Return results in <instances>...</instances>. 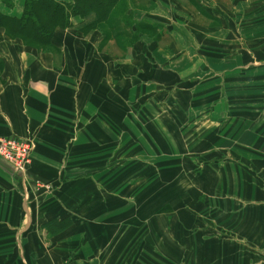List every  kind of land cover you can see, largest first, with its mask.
<instances>
[{
	"label": "crops",
	"instance_id": "1",
	"mask_svg": "<svg viewBox=\"0 0 264 264\" xmlns=\"http://www.w3.org/2000/svg\"><path fill=\"white\" fill-rule=\"evenodd\" d=\"M187 2L193 10L187 9L180 0H149V4L143 2L137 9L128 6L126 17L130 24L151 21L155 26L154 30L148 27L147 34L142 33L138 38L136 27L130 28V41L135 38L137 43L129 44L130 49L124 51L128 58L109 54L116 52L110 49V44L108 51L100 50L102 33L93 31L86 36L78 29L81 22L78 17H71L72 27L57 28L50 46L40 50L10 39L0 30V138L27 139L33 145L26 177L17 176L0 158V264L149 263L145 258L146 248L141 247L149 238L143 237L146 231L140 226L143 208L126 207L122 211L101 208L99 195L105 197L106 194L101 190L100 172L92 171V175L85 176L84 171L100 170L106 154L108 170H111L114 164L117 166V153L129 151L123 139L132 134L126 135L125 127L132 122L134 103L144 106L142 110L149 104L148 96L141 89L144 82L147 88V75L155 72V65L161 68L168 60L170 64L167 62L166 68L170 71L167 72L175 79L174 87L179 89H185L186 82L204 83L207 89L204 80L213 73L219 75L221 81L238 76L243 66L225 64L226 57L224 64L213 66L209 60L203 62L200 56L195 59L194 52H181V40H194L196 54L208 49L213 52L203 45L199 34L215 39L220 52H228L229 38L234 35L228 31L230 26L234 27V19L229 18L234 13L231 4L228 7L204 0ZM250 2L248 5V0H230L239 11L249 7L248 12H251L255 6L262 5V0ZM23 6L24 0H0V11L10 16L20 17ZM172 6L173 12L183 17L184 31H188L177 30L175 34L172 27L170 32L166 31L165 25L178 24L168 18L167 11ZM157 10L158 15L154 14ZM238 14L235 17H243L246 12ZM196 16L203 20H195ZM163 31L166 38L169 37L166 45L169 49L160 45ZM159 52H181L180 59L172 62L169 55L162 59ZM149 53L156 59L154 65L149 63ZM204 54L207 56V52ZM236 84L237 88V79ZM156 88L165 97L166 91L162 89L167 88L166 83L160 82ZM218 88L223 94L225 85ZM133 94L138 95L137 99L132 100ZM209 94L197 97L195 104H209L216 98ZM237 97L238 105L245 103V97L238 93ZM220 101L226 104L227 96H222ZM238 111L241 115L246 113L243 108ZM245 120L240 118V121ZM177 132L184 133V130H169L167 136L174 137ZM162 133L158 140L171 144L168 139L164 141L165 129ZM89 148L92 159L85 162L84 153ZM74 169L77 171L73 172ZM109 189L111 187L107 197L113 196L116 200V189L111 193ZM191 189L171 196L169 201L172 202L167 206L164 203L158 214L187 226L193 225L190 220L186 222L185 217H189L206 231L204 218L194 209L202 197L191 194ZM124 192L127 194L128 190L125 188ZM236 199L242 204L236 213L232 212L238 221L237 228L233 225L235 234L228 230L229 234L236 235L225 241L233 242L227 248L228 255H231L230 248L235 247V264H264V183L253 188L250 198ZM133 213L139 216L138 224L133 223ZM158 236V248L161 244L164 248V234L158 233ZM185 247L195 248L196 244ZM118 249L125 250V255H117ZM195 260L197 262V258ZM211 262L218 263V260L211 256L204 259V264ZM227 262L231 263L229 258ZM220 263L226 264L222 260Z\"/></svg>",
	"mask_w": 264,
	"mask_h": 264
},
{
	"label": "rangeland",
	"instance_id": "2",
	"mask_svg": "<svg viewBox=\"0 0 264 264\" xmlns=\"http://www.w3.org/2000/svg\"><path fill=\"white\" fill-rule=\"evenodd\" d=\"M180 1L187 9H192L187 0ZM204 1L228 7L231 4L234 9V13L229 14L231 16L229 18L234 19V27L228 28L229 32L234 33L233 36L230 34L232 38H229L230 46H227L229 51L220 52L215 39L205 38L199 34L203 45L212 48L213 52L208 49L202 50L203 54L199 52L196 54L194 40H181V52H194L195 59L200 56L204 59L203 62L209 60L213 66L224 64L226 57L225 64L238 63L243 66L239 69L238 76L235 75L233 80L221 81V77L213 73V76L204 80L209 87L207 89L204 88V83L191 82L185 83V89H179L174 87L175 79L167 72L170 71L166 68L169 61L166 60L161 68L155 65V72L147 75L149 79L147 88L144 82L141 89V92L148 96L149 104L145 110H142L144 106L139 107L134 103L132 122L125 127L126 135L132 134V137L123 139L124 144H127L124 146L129 151L118 152L117 166L114 164L111 170H107L109 168L102 170L103 174L100 177L101 190L106 194L105 197L99 195L101 208L117 211H122L121 209L126 207L143 208L144 215L140 226L146 231L143 232V237L149 238L141 247L146 248L145 258H148V264H203L204 259L210 256L213 260H218V263L210 264H221L220 260L228 264V258L230 264H235L237 250L235 247L230 248L231 255H228L227 248L233 242L228 244L225 241L236 236L228 233V230L233 234L236 233L233 225L237 228L238 218L235 213L242 204L236 198L244 196L250 198L253 188L260 182L264 183V176H261L264 174V0L260 7L255 6L251 12H248L249 7L241 9V12H246L243 17H235L241 12L238 8H234L230 0ZM126 2H124L126 7L123 4L118 5L111 16L103 21L101 28H95L84 34L89 36L93 31H99L102 33L100 50L108 51L107 45L110 44L112 47L110 49H115L116 52H108L109 54L128 58V54L124 51L129 50V44L137 43V40L134 38L130 41L131 26L126 19L127 8L130 6L134 9L132 6H135L137 9L143 2L147 4L149 0ZM250 3L248 0V5ZM9 12L17 14L12 10ZM158 12L157 10L154 14L158 15ZM167 13L168 18H173L178 23L165 25L167 32L172 28L175 29V34L177 30L188 31H184L186 25L183 17L179 18V14L173 12V6ZM194 19L199 20L202 17L196 16ZM114 20L115 27L111 30ZM153 23L151 21L143 24L135 23L134 25H138L137 38L142 33L147 34L148 27L154 30ZM131 25L133 27V24ZM118 26L119 30L116 28ZM117 32L121 34H116ZM163 32L160 33L159 39L162 47L170 42L169 37L165 36L166 32ZM152 34L155 35L154 31ZM262 47L263 49H260ZM164 48L169 49L167 46ZM37 49L40 50L39 47ZM181 52H159V57L163 59V56L169 55L173 62L180 59ZM204 52H207V56ZM217 55L222 56V59ZM149 61L152 65L156 63L152 53H149ZM163 72L166 73L163 75ZM236 79L239 83L237 88ZM160 82L166 83L167 88L162 89L166 91L165 97H162L156 88ZM221 85H225L223 94L218 88ZM136 89L138 88L134 90ZM205 93H210L209 95H214L216 98L207 105L195 104L197 97H204ZM237 93L240 97H245L244 104L238 105ZM137 96L133 94L132 100L137 99ZM222 96H227L226 104H221ZM163 100L165 102L162 105ZM242 108L246 112L244 115L238 111ZM186 115L191 118L185 117ZM240 118L247 120L240 121ZM122 129L124 134V128ZM164 129L166 131L164 141L168 139L171 144L158 140L159 136L163 135ZM169 130H184V133L177 132L174 137H168ZM32 152L33 145L30 163L24 177L31 164ZM91 159L90 149L84 153V161ZM11 169L16 174L12 166ZM90 171L96 174L100 172V170H85V176ZM113 186H116V200L112 198L113 196L107 197L108 188ZM125 188L128 190L127 194L124 192ZM190 188H192L191 194L202 197L201 202L194 205V209L204 218L206 231L203 225L192 223L193 225L187 227L185 223L177 224L174 219H168L165 215L162 218L158 214L164 203L167 206L172 202L169 201L171 196H177L182 190L186 191ZM112 190L109 189V192L111 193ZM95 202L98 203V200ZM138 219L139 216L133 213L134 224H138ZM158 233L161 236L164 234V248L162 244L161 248H158ZM194 243L195 248L186 249L185 245ZM116 254L125 255V250L118 249Z\"/></svg>",
	"mask_w": 264,
	"mask_h": 264
},
{
	"label": "trees",
	"instance_id": "3",
	"mask_svg": "<svg viewBox=\"0 0 264 264\" xmlns=\"http://www.w3.org/2000/svg\"><path fill=\"white\" fill-rule=\"evenodd\" d=\"M119 4L125 5L124 0H24L20 17L10 16L0 11V30H3L5 35L12 40L22 41L28 47L43 49L50 46L57 28L72 27L71 17L81 19L78 29L85 33L95 28H101L103 21L111 16ZM115 23L114 20L111 30L114 29ZM130 26L132 27L131 24ZM133 27H136L138 34V25L133 24ZM116 28L119 30L120 27ZM116 34H121V32ZM108 161L106 154L102 159L103 166L101 165L100 168V177H102L103 171L109 168ZM92 173L90 171L87 176ZM115 188L116 186H113L111 189ZM183 211L185 210L182 209ZM185 220L186 222L190 220L192 224V219L189 217H185ZM195 223L197 222L195 221Z\"/></svg>",
	"mask_w": 264,
	"mask_h": 264
},
{
	"label": "built area",
	"instance_id": "4",
	"mask_svg": "<svg viewBox=\"0 0 264 264\" xmlns=\"http://www.w3.org/2000/svg\"><path fill=\"white\" fill-rule=\"evenodd\" d=\"M32 143L29 140L12 137L0 138V157L9 163L18 175L25 176V171L30 163Z\"/></svg>",
	"mask_w": 264,
	"mask_h": 264
}]
</instances>
